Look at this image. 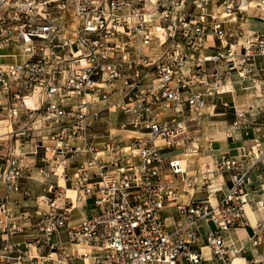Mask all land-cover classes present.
Returning <instances> with one entry per match:
<instances>
[{"label": "built area", "instance_id": "built-area-1", "mask_svg": "<svg viewBox=\"0 0 264 264\" xmlns=\"http://www.w3.org/2000/svg\"><path fill=\"white\" fill-rule=\"evenodd\" d=\"M253 2L264 11V0H0V114L34 121L16 137H39L17 140L0 165V264H231L245 252L225 235L247 225L251 173L264 169V149H251L246 167L221 155L213 171L194 175L175 152L186 149L181 113L204 108L189 69L203 73L222 58L200 53L208 38L232 37L226 24ZM256 34L238 53L230 46L223 80L258 75L264 32ZM214 86L222 92L220 79ZM112 109L122 116L118 133L97 126ZM42 185L47 209L9 207ZM169 209L173 217L163 218ZM200 222L213 229L201 234ZM250 243L264 246V220Z\"/></svg>", "mask_w": 264, "mask_h": 264}, {"label": "rangeland", "instance_id": "rangeland-1", "mask_svg": "<svg viewBox=\"0 0 264 264\" xmlns=\"http://www.w3.org/2000/svg\"><path fill=\"white\" fill-rule=\"evenodd\" d=\"M250 18L261 21L251 22L255 29L249 26ZM226 30L228 33H233V36L223 41L215 37L208 38L206 44L207 48L200 53L202 56L221 55L222 58L216 62H209L199 67L203 70V73L196 72V69L191 70V68L188 71V75H195V80L199 82L203 80L202 76L204 75L209 85L212 86L211 89H203L202 85L196 82L193 86V90L203 99L204 108L199 115L181 113L182 119L186 120V131L182 135L185 139L184 148L186 149L176 151L175 154L183 159L184 164L187 159V162H189L191 166L190 170L195 172V174L201 173L205 169L210 172V169L213 171L215 169V163L221 155L231 157L239 164L243 163V166L246 167L251 160L254 161L253 156L248 155L251 153V149L258 150L260 149L259 145L261 150L264 149V132H262V129H264V111H261V109H264V107H262V105H264V98L259 96L261 94L260 88H264V64L257 65L259 69L258 75L249 76L246 77V79L234 76L230 81L223 80L225 76L224 71L226 69L225 58L228 55L230 46L233 47L234 53H238L241 50V41H246L249 37H254L257 35L256 33L264 32V11L256 7L255 2H253L252 6L244 13L242 19H238V21L233 24H226ZM162 53V50L158 48L155 49L153 58L157 59ZM0 54L3 53L0 52ZM238 72L240 71H234L233 73L238 74ZM216 79H220L221 81V88L219 91L222 92L219 94L216 93L214 86ZM181 109H183V111L187 110L185 105H182ZM157 115L159 114L157 113ZM191 117L193 118L192 120ZM121 120V114L113 112L112 109V112L105 115L97 126L100 127L101 130H112L113 133H118L115 130L118 128V123ZM33 124V120L26 118L21 119L18 124H12L6 115L0 114V165H4V161L9 153L15 150L17 140L27 143L31 138H35L36 141H38V131L34 130L32 132H24V135L16 137L18 130L24 131L26 128L32 127ZM239 135H242L243 138L248 139L251 143L248 149L244 148L241 150V153H243V151L245 152L243 157L242 154L238 156L231 153L233 154L231 155L229 150L225 149L229 143L233 144L237 141H241ZM29 150L28 148L22 150V152L28 153ZM26 158L31 166L37 163L33 157L29 155H26ZM34 173L36 174L35 169ZM207 174L210 175V173ZM230 174V172H225L223 174L226 187L230 186ZM213 180L218 182L219 178L214 176ZM210 181H212V179ZM51 182L55 183V178H53ZM59 183L61 185V178ZM36 184L37 183H35V185ZM252 185L253 182L251 183V186ZM28 187L32 186L28 185ZM43 189V185L33 188L34 192H32L31 198L33 194L36 193V206L24 209H47V205L39 201L40 196L44 194ZM67 195L71 197L68 193ZM205 195L206 194L203 192L196 196H202L204 198ZM21 198L23 199L22 196ZM258 200L260 199L255 200V203ZM248 202L249 200L247 198V203ZM85 209L89 208L86 207ZM74 214L75 219L80 217L78 215V210H75ZM167 214L166 211L163 212V218H166ZM61 239L65 240V235H62Z\"/></svg>", "mask_w": 264, "mask_h": 264}, {"label": "crops", "instance_id": "crops-1", "mask_svg": "<svg viewBox=\"0 0 264 264\" xmlns=\"http://www.w3.org/2000/svg\"><path fill=\"white\" fill-rule=\"evenodd\" d=\"M249 26L255 29L254 25L251 22L249 23ZM1 53L4 52L2 51ZM262 132H264V129H262ZM239 137L241 141H237L236 143L233 144L229 143V145L225 147V149L229 150L230 154L233 153L234 155H238V156L239 154H242L243 157L245 155V152L243 151V153H241V150L244 148L248 149L249 146H251V143L248 139L243 138L242 135H239ZM185 166L189 174L191 175L195 174V172L190 170L191 166L189 165V162H187V159L185 160ZM31 171H32L33 179H36L37 175H35L34 169H32ZM251 179L253 185L250 187L248 194L249 202L244 206L247 225L242 228L232 229L228 232V234L225 235L229 240L235 242V244L238 247L245 248V252L240 254L238 257L234 258L231 264H250V262L253 260H260L264 262V246L253 247L250 243V239L254 235L255 224L258 221L264 220V207L258 208L255 203V200L257 199H260L262 200V202H264V169H261L259 167L255 168V170L252 171L251 173ZM30 182L31 181H29V183ZM24 185L25 187H28L27 182ZM2 192L3 189L2 187H0V194ZM35 195L36 193L33 194L32 198L30 197L29 199L26 200L22 199L20 195H14L11 198L9 207L14 211L24 208H33L34 206H36L37 198ZM197 198L203 199L202 196ZM184 201L187 200L184 199ZM85 211H86L85 216L88 217L90 215L88 209H85ZM166 213H168L166 219L169 217H173L174 215L171 210L166 211ZM196 227L201 232V234L213 229L212 224H208L205 222L198 223ZM202 251L205 253L208 252L207 249H203Z\"/></svg>", "mask_w": 264, "mask_h": 264}, {"label": "bare ground", "instance_id": "bare-ground-1", "mask_svg": "<svg viewBox=\"0 0 264 264\" xmlns=\"http://www.w3.org/2000/svg\"><path fill=\"white\" fill-rule=\"evenodd\" d=\"M252 21H255V22H261V21H256V20H254L253 18H250V19H249V23L252 22ZM234 76H237V77H238V74L234 73V74L232 75V78H233ZM27 102H28V100H27ZM27 104H29V102H28ZM194 148H195V147H194ZM61 184H62V183H61ZM67 193H68L69 195H71V198H72V199H74V193H73L72 190L67 189ZM72 194H73V195H72ZM67 196H68V195H67ZM68 197H70V196H68Z\"/></svg>", "mask_w": 264, "mask_h": 264}]
</instances>
